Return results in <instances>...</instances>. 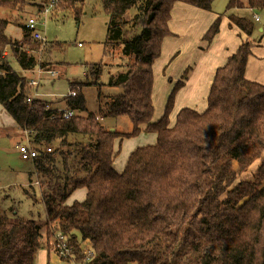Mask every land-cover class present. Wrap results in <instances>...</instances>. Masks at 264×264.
Here are the masks:
<instances>
[{"label": "trees", "instance_id": "16d2710c", "mask_svg": "<svg viewBox=\"0 0 264 264\" xmlns=\"http://www.w3.org/2000/svg\"><path fill=\"white\" fill-rule=\"evenodd\" d=\"M20 1L0 0V8L16 9ZM178 1L203 9L214 2L101 0L108 16L104 46L121 45V58L128 60L116 63L108 82L121 93L109 96L105 111H89L83 88L98 86L107 65L90 63V80L71 84L76 93L65 96L66 105L77 110L70 118L58 115L45 99L27 103L28 79L13 67L8 52L21 69H32L37 58L25 45L39 42L31 39L26 23L0 17V104L40 148L32 161L48 186L42 193L45 223L67 238L78 264H264V157L252 178H238L239 170L264 152V84L245 76L255 21L230 14L247 38L216 69L207 107H183L171 124L175 94L183 86L179 80L154 122L153 64L171 34L169 20ZM84 2L59 0L58 6L78 20ZM235 6L264 9V0H230L227 9ZM130 10L132 21L125 19ZM9 23L22 28L21 40L6 33ZM219 24L217 18L203 38L211 41ZM187 74L188 69L184 78ZM105 115L128 116L132 131L110 130L100 120ZM142 131L156 133V141L137 146L117 171L116 140ZM74 136L82 139H70ZM57 141L53 152L41 149ZM237 142L245 150L238 169L232 159ZM81 188L85 197L69 203ZM42 235L36 220L0 210V264H35ZM83 241L93 250L90 259Z\"/></svg>", "mask_w": 264, "mask_h": 264}, {"label": "rangeland", "instance_id": "374dc122", "mask_svg": "<svg viewBox=\"0 0 264 264\" xmlns=\"http://www.w3.org/2000/svg\"><path fill=\"white\" fill-rule=\"evenodd\" d=\"M49 0H21L16 9L0 8V17L10 20H19L24 23L29 17H35L44 2ZM227 0H215L217 8L224 10ZM53 10L46 21L42 20L38 23V31L46 38V42H40L33 37L32 40L39 42L36 46L30 43L25 47L31 54L37 58L38 64L28 71H21L16 59L10 53L9 58L13 67L24 74L26 79H37L39 86L37 88V98L45 99L49 104L67 106L65 103V95L70 94L71 84L85 80L88 73V65L90 63H105L104 71L101 74L99 85H90L85 87V96L87 100V108L95 113L106 110V104L110 95L121 93V89L108 84L110 77L115 73L117 68L116 63H128V60H123L122 46L115 47L106 46L107 37L106 22L108 16L102 6L101 0H85L82 7V15L80 19H76L73 11L61 10L58 6ZM234 8V7H233ZM232 9V8H231ZM242 11V10H241ZM241 11L237 13L241 14ZM260 12V11H259ZM259 15V14H258ZM134 11L130 10L125 15V19L132 21ZM131 25V22L129 26ZM18 25L12 23L10 30L17 32L19 36L21 32ZM15 28V29H14ZM21 28V27H20ZM107 51V53L104 51ZM132 60V57L131 59ZM67 61V62H65ZM69 62V63H68ZM43 63V65H42ZM60 64V65H59ZM110 65V66H109ZM41 69H51L55 73L40 71ZM90 80V78L87 77ZM155 80V76H154ZM176 83H170L167 79H156L157 88H155V97L153 99L154 115L153 121H157L164 113L168 98ZM154 87V86H153ZM69 92V93H68ZM35 88L29 87V95L33 96ZM178 93V91H177ZM174 99L173 109L170 113L171 118H176L178 111L183 107H190L196 110H204L207 107V98L200 100L197 105H181L177 106L176 95ZM208 94V90H207ZM201 95V93H200ZM190 96H185V103ZM50 100V101H49ZM202 107H197L201 103ZM50 106V105H48ZM50 106V107H53ZM197 107V108H196ZM177 112V113H176ZM9 116V119L1 117L0 124V210L7 214H18L19 216L36 220L42 225V242L44 247L38 250L35 258V264H78L73 256L69 255L71 262L61 260L62 255L58 254L52 247L54 241V231L51 225L46 222V210L42 203V193L48 189L42 180V175L34 168L32 160H25L21 157L18 151V146L25 143H32L30 136L24 132ZM171 115H174L171 117ZM103 118L101 117L100 120ZM103 124L111 130L119 132H130L133 129V123L126 115L123 116H107L103 119ZM174 122V121H173ZM15 123V124H14ZM82 139V136L70 137V139ZM86 141V139H85ZM127 138L116 142L117 156L114 163L115 169L120 170L121 159L127 153V158L132 150L137 146H142L152 143L140 142L139 138H132L129 142ZM35 145V144H34ZM59 145V141L52 143V152ZM44 148L48 147L46 145ZM62 149L67 147L60 145ZM264 154V152H263ZM58 157V155H57ZM34 160V159H33ZM127 162V161H126ZM235 165V164H234ZM241 165V164H240ZM240 165H235L237 169ZM255 171L247 167L244 170H239L238 178H252ZM32 181V182H31ZM84 190L78 189L76 193L69 198L68 202H72L79 198ZM50 227V228H49ZM88 242L81 243V249L85 253ZM86 257V256H85Z\"/></svg>", "mask_w": 264, "mask_h": 264}, {"label": "crops", "instance_id": "0c3cea01", "mask_svg": "<svg viewBox=\"0 0 264 264\" xmlns=\"http://www.w3.org/2000/svg\"><path fill=\"white\" fill-rule=\"evenodd\" d=\"M229 1H226L227 4L224 10L217 8L218 3L215 5V0L212 3L211 9H203L180 1L175 3L171 11V19L169 20L171 34L164 38L161 53L153 64V73L155 76L152 93L153 99L155 97L154 89L157 88L156 79L162 78V80L167 79L170 83H176L179 80L183 81V86L178 90L176 95L178 107L184 104L197 105L202 99H204L205 103V96H208L207 90L209 93L216 69L224 65L228 57L247 38L246 34L230 19V14L238 15L237 13L241 10L240 15L251 17L256 25V30L250 37L252 40V48L247 60L245 76L249 80L264 84V9L241 8L238 6L227 9ZM256 16L258 20L255 18ZM217 18H220L219 31L211 41H207L203 38L204 34ZM11 24L9 23L7 26L6 33L15 39L21 40L23 37L22 28L20 26L18 27L21 34L16 36L17 32L9 29ZM187 69L188 74L184 78ZM20 70L23 71L21 68ZM28 70L31 69L25 71ZM83 92L85 94V87L83 88ZM185 96H190L187 99L189 101L187 103H185ZM204 103L202 102L197 107H202ZM49 105L53 106L52 104ZM58 106L60 105H54L53 107ZM203 109H205V105ZM5 113L7 112L0 104V118L5 117L9 119V116L5 115ZM175 120L176 118L174 116V118H171L170 123L174 124ZM1 121L2 119H0V124ZM132 138H139V141L144 143H154L156 141V133L142 131L139 135L127 139L130 140L129 142H132ZM244 155V147L238 142L235 143L232 151L234 164L240 165L244 160ZM263 157L264 154L257 158L249 168H252V171H256ZM127 159L126 153L125 157L121 159L119 171L124 169ZM76 192L77 190L74 193ZM85 193L86 191L84 189L78 199L82 200L85 197Z\"/></svg>", "mask_w": 264, "mask_h": 264}, {"label": "built area", "instance_id": "2783aa9c", "mask_svg": "<svg viewBox=\"0 0 264 264\" xmlns=\"http://www.w3.org/2000/svg\"><path fill=\"white\" fill-rule=\"evenodd\" d=\"M59 0H49L48 2H44L42 4L41 9L38 10L37 15L35 17H29L26 21V27L31 30V35L34 39L40 41V42H46V38L38 31L37 25L42 20L43 22L46 21L47 17L52 14L53 10L56 8L57 3ZM258 20V17H255ZM40 71H46L48 73H55L51 69H41ZM28 86H33L35 88V93L33 96L29 95L26 100L27 103H32L34 99L37 98V88L39 86V81L37 79H28ZM76 92L72 91L70 94L75 95ZM50 107V106H48ZM51 108V107H50ZM58 115L62 116L63 118H70L74 116L77 113V110L70 108L68 106H58L53 107ZM39 147L28 142L25 144H21L18 146V151L21 154V157L25 160H33L38 155H40ZM45 152H51L53 149L52 147L48 146L46 148H41ZM53 249L63 257H67L71 254V248L68 244L67 238L63 236L61 233H56L54 235V241L52 242ZM93 255V250L91 249L90 244L88 243L87 248L85 249V256L87 259H90V257Z\"/></svg>", "mask_w": 264, "mask_h": 264}, {"label": "water", "instance_id": "95a60500", "mask_svg": "<svg viewBox=\"0 0 264 264\" xmlns=\"http://www.w3.org/2000/svg\"><path fill=\"white\" fill-rule=\"evenodd\" d=\"M112 131H114V128H111Z\"/></svg>", "mask_w": 264, "mask_h": 264}]
</instances>
